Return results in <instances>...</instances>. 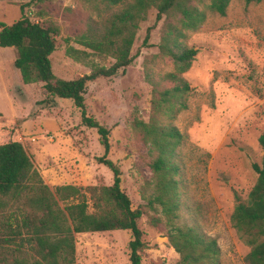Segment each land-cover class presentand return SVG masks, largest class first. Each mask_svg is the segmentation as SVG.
<instances>
[{"label":"rangeland","instance_id":"rangeland-1","mask_svg":"<svg viewBox=\"0 0 264 264\" xmlns=\"http://www.w3.org/2000/svg\"><path fill=\"white\" fill-rule=\"evenodd\" d=\"M119 8L100 0H0V21L8 24L25 16L56 24L59 33L49 56L51 69L56 77L72 79L93 65L113 62L109 53L92 51L76 38L85 33V21L99 23ZM154 14L155 8L149 7L137 23L129 52L132 61L123 71L88 82L83 103L86 115L108 129L106 157L119 169L120 190L130 208L142 210L136 219L143 242L139 264H177L163 223L152 226L148 221L160 216L159 208H148L139 195L143 178L151 176L147 167L151 154L132 131L134 120L148 122L154 116L145 73L157 80L172 70L158 44L168 24L179 26L178 16L162 15L142 45ZM182 31L178 41L197 49L182 74L190 85L187 107L174 117L155 116L161 122L171 121L183 134L176 147V223L192 224L214 238L219 264H244L249 247L230 226L229 215L255 180L251 163L264 164V150L257 141L264 129V4L230 0L224 14L205 9L196 29ZM66 46L83 53L77 59L70 57ZM14 57L13 48L0 47V143L20 142L50 189L61 184H111L110 170L96 161L103 150L95 129L82 124L71 100L48 95L41 82L23 83L12 64ZM149 192L146 187L145 194ZM13 208L6 206L3 214L13 213ZM129 239L127 230L76 233L74 264H129Z\"/></svg>","mask_w":264,"mask_h":264},{"label":"trees","instance_id":"trees-1","mask_svg":"<svg viewBox=\"0 0 264 264\" xmlns=\"http://www.w3.org/2000/svg\"><path fill=\"white\" fill-rule=\"evenodd\" d=\"M107 5H120L99 23L85 21V33L77 43L98 53H109L113 62L108 66L93 65L89 72L72 79L56 77L51 69L50 54L59 33L53 22H33L21 16L11 23L0 21V47H12L13 66L23 83L41 82L50 96L69 99L80 113V121L94 128L102 155L96 161L112 175L109 185L61 184L50 189L41 180L29 154L20 142L0 143V264H74V234L127 230L129 264H139L143 248L141 230L136 219L140 208H130L128 197L120 190L119 169L106 157L108 129L86 115L83 97L87 83L98 77H110L132 61L129 53L137 23L145 18L149 7L155 8L154 21L146 27L142 45L149 30L162 15H177L179 26L168 24L158 44L159 52L170 58L172 70L157 80L145 73L151 86L150 103L154 116L148 121L134 120L132 131L150 150L147 167L150 179L143 178L139 195L150 209L159 208L160 216H151L152 226L165 227L167 243L177 253V264H219L215 239L194 225L176 223L179 209V167L176 147L183 134L171 121L161 122L155 116L174 117L187 107L190 85L182 74L188 69L197 49L186 46L178 38L182 29L194 30L203 21L205 9L224 14L230 0H100ZM263 2L264 0H243ZM200 3L204 8L198 9ZM65 54L77 59L81 50L66 46ZM264 150V129L257 138ZM256 177L244 199L237 198L229 215V224L249 249L244 264H264V164L251 163ZM146 187L150 192L145 194ZM14 212L3 214L6 206ZM13 242V243H12Z\"/></svg>","mask_w":264,"mask_h":264},{"label":"crops","instance_id":"crops-1","mask_svg":"<svg viewBox=\"0 0 264 264\" xmlns=\"http://www.w3.org/2000/svg\"><path fill=\"white\" fill-rule=\"evenodd\" d=\"M11 48H12V47H11ZM1 109H2V108H1V105H0V111H1ZM2 110H3V109H2Z\"/></svg>","mask_w":264,"mask_h":264}]
</instances>
